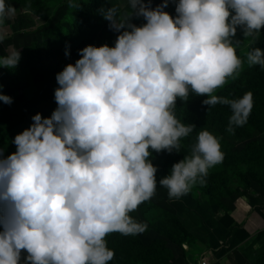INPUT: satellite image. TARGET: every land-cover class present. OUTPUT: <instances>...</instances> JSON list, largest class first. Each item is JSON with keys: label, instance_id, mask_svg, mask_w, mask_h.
<instances>
[{"label": "clouds", "instance_id": "obj_1", "mask_svg": "<svg viewBox=\"0 0 264 264\" xmlns=\"http://www.w3.org/2000/svg\"><path fill=\"white\" fill-rule=\"evenodd\" d=\"M175 15L151 0H127L128 11L99 9L117 33L113 46L87 45L79 59L55 74L56 108L37 113L14 136L15 151L0 152V264H109L114 251L105 237L143 233L147 224L130 213L156 191L152 152L179 150L195 126L176 118V101L205 95L204 105H228L227 131L247 123L252 93L229 99L215 95L239 75L237 28L253 40L264 27V0H173ZM70 7H77L69 0ZM15 8L0 0L4 21ZM142 17L145 23H131ZM65 46V56H69ZM20 53L0 56L15 68ZM249 66L264 69V52L252 47ZM0 102L11 105L0 93ZM219 138L196 135L191 155L159 179L168 197L180 198L208 169L222 162ZM23 251V260H22Z\"/></svg>", "mask_w": 264, "mask_h": 264}, {"label": "rangeland", "instance_id": "obj_2", "mask_svg": "<svg viewBox=\"0 0 264 264\" xmlns=\"http://www.w3.org/2000/svg\"><path fill=\"white\" fill-rule=\"evenodd\" d=\"M72 2L78 6L70 7L69 0H6L15 8V14L4 21L0 56L15 48L20 59L15 68L0 67V93L26 105L30 101L44 107L51 115L56 108L55 74L67 64H74L80 58L78 50L87 45H114L119 33L110 30L109 21L103 19L99 9L116 7L118 15L123 14L129 10L127 0ZM161 2L151 0L153 7ZM174 6L173 0H169L164 10L175 15ZM131 23L140 26L145 21L133 17ZM260 34L264 35V27ZM233 40L241 42L237 55L243 61L242 67L235 79L229 78L214 94L235 99L250 91L253 107L247 123L233 126L230 133L228 105H204L202 101L207 97L195 93H190L187 101L177 99L176 118L195 128L180 139L178 152H152L151 162L158 169L161 163L164 170L155 174V194L130 213L136 221L146 223L147 228L136 235L108 234L107 247L114 251L109 264H176L181 255L191 250L201 254L199 264L202 260L206 264H264V86L260 85L264 79L257 81L250 68L262 72L264 69L247 63L252 37H244L238 27ZM66 45L70 46L69 56L58 55L60 46L65 49ZM259 48L264 52V45ZM234 84L240 92L228 95L226 90ZM3 104L0 102V152L7 156L15 151L10 146L14 136L32 121L21 125L15 134L6 131L1 123ZM202 129L219 138L223 160L208 169L203 184L196 183L187 194L170 199L167 188L158 181L170 173L174 163L191 155L196 135Z\"/></svg>", "mask_w": 264, "mask_h": 264}, {"label": "trees", "instance_id": "obj_3", "mask_svg": "<svg viewBox=\"0 0 264 264\" xmlns=\"http://www.w3.org/2000/svg\"><path fill=\"white\" fill-rule=\"evenodd\" d=\"M91 15H93V13H91ZM264 45V35L260 34L259 36H257V38L255 40H252L250 46H249V50L252 47H260ZM60 52L57 50V54L58 55H65V49L63 48V46H60ZM35 56L38 55L34 54ZM65 57V56H64ZM45 63V62H44ZM44 63H40V64H44ZM251 69V73L255 76L257 81H261L262 79H264V72H262L261 70L258 69H254V68H250ZM252 85H254V83H252ZM261 87L264 86V81H261L260 83ZM240 92V88L237 87V85H232L230 86L227 90L226 93L228 95H236ZM3 112H2V119H1V123L2 126L4 127V129L10 132H13V134H15V132L17 130L20 129L21 125H25L27 126V124L31 121V117L37 113H40L42 115V117H49L50 114H48L46 111V109L44 107H38L35 104L31 103L29 101V104L26 105L24 104L20 99L17 100H13L11 105H6L3 104ZM255 113V112H254ZM1 131V130H0ZM4 135L2 137V139H4ZM10 146L12 148L15 149V145L12 143L10 144ZM158 161V157L156 159V162ZM160 162V161H159ZM163 164V163H162ZM159 167L160 169L157 170L158 171H163L164 168L161 165V163H159ZM232 170L234 171L235 168H232ZM228 176V175H226ZM196 249V248H194ZM22 255H23V251H22ZM201 254H199V252H197V250H191L190 252L187 253V255H181L179 257V263L175 262L176 264H199V261H197L198 257H200Z\"/></svg>", "mask_w": 264, "mask_h": 264}, {"label": "built area", "instance_id": "obj_4", "mask_svg": "<svg viewBox=\"0 0 264 264\" xmlns=\"http://www.w3.org/2000/svg\"><path fill=\"white\" fill-rule=\"evenodd\" d=\"M200 264H206V263H205V261L202 260V261H200Z\"/></svg>", "mask_w": 264, "mask_h": 264}]
</instances>
